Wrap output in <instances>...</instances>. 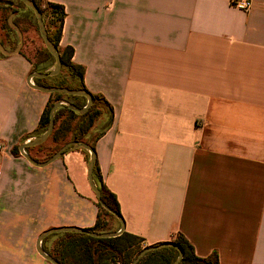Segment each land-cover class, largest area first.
<instances>
[{
  "label": "crops",
  "instance_id": "crops-1",
  "mask_svg": "<svg viewBox=\"0 0 264 264\" xmlns=\"http://www.w3.org/2000/svg\"><path fill=\"white\" fill-rule=\"evenodd\" d=\"M239 1L41 0L64 7L59 46L114 110L97 162L145 248L182 236L199 258L264 264V0ZM33 72L21 54L0 57V264H51L39 237L92 229L99 212L85 151L44 168L20 153L50 98Z\"/></svg>",
  "mask_w": 264,
  "mask_h": 264
},
{
  "label": "trees",
  "instance_id": "trees-1",
  "mask_svg": "<svg viewBox=\"0 0 264 264\" xmlns=\"http://www.w3.org/2000/svg\"><path fill=\"white\" fill-rule=\"evenodd\" d=\"M32 1L41 10L47 35L50 41L57 47L62 61V71L59 75L45 79H35L36 85L87 91L84 84L85 69L72 62L74 49L72 47L62 49L59 46L63 32V24L66 18L64 7L55 4H47L44 6L41 0ZM0 2H11L12 5H0V7H3L2 9L4 11L11 10L12 14L17 13L13 11L15 6L14 2L10 0H0ZM17 2L27 9L28 14L30 13L34 17V21L30 20L27 14L22 13L14 19L15 25L22 33L27 32V26H34L39 31L38 21L34 12L22 2ZM2 29H8L7 38L11 41L10 31L12 28L10 24H4ZM12 31L18 37L16 30L14 29ZM0 42L5 46L3 41ZM13 43L14 47L18 46L19 39L17 38L16 42ZM19 54L28 59L33 66V71L37 73L47 74L56 66L54 56L49 53L45 46L36 51L34 58L28 57L22 51ZM0 57L5 58L1 53ZM48 95L50 97L49 101L42 114L38 129L34 133L36 137L47 131L50 124V112L55 104L66 102L78 108H83L87 104V99L84 97L65 96L61 94ZM92 97L93 105L84 115L75 113L66 107L58 109L55 113V128L48 138V140L51 139V144L49 146L45 145L47 140L38 147L27 149V153L31 155L34 149H39L46 153L44 161L31 156L38 162H45L71 142H84L95 149V144L113 125L114 110L103 96L92 95ZM103 119L104 121L106 120L105 124L101 123L98 129H96L95 134L93 133L92 135L91 132L94 130L96 122ZM85 152L89 155L87 151ZM16 153H19L18 149ZM94 181L101 192L103 202L121 216L117 197L104 184L97 160L95 162ZM96 206L99 210L97 222L94 228L88 229V231L95 233L114 232L112 224L113 222H119L118 219L106 211L98 200L96 201ZM62 237L63 239L56 244V253L53 255L54 259L61 264H133L138 255L145 249L142 238L128 234L127 232H124L123 235L117 238H94L90 235L80 233H66ZM175 244L179 245L184 253L180 264H220L217 253L207 258L197 257L193 247L182 236L177 238ZM178 257L179 252L176 249L161 248L147 253L141 258L138 264H175Z\"/></svg>",
  "mask_w": 264,
  "mask_h": 264
},
{
  "label": "water",
  "instance_id": "water-1",
  "mask_svg": "<svg viewBox=\"0 0 264 264\" xmlns=\"http://www.w3.org/2000/svg\"><path fill=\"white\" fill-rule=\"evenodd\" d=\"M17 1L22 2L26 7H28L29 9H31L34 12V14L37 18V21H38L39 31H40L42 40L44 42V45H45L46 49L49 51V53L54 56L55 61H56L55 68L47 74H41V73H37V72L31 73L28 77V84L32 88H34L35 90H38V91L43 92L45 94H61V95H65V96L84 97L87 99V104L83 108H78L75 105L69 104L66 102H61V103L55 104L53 106V108L51 109V112H50V124H49L47 131L44 134L37 136L31 140H28L27 142L22 144L19 148L20 153L23 156V158H25L32 165H34L36 167L44 168V167H47V166L55 163L59 159H61L69 151H75V150H80V149L87 151L89 153L88 180H89V185L91 187V190L95 194L98 202L102 205V207L106 211H108L109 213L114 215L118 219V221L120 222V225H121L119 231L112 232V233H95V232H90V231L85 230V229L73 228V227L53 229V230L45 232L38 239L37 251L45 260H47L51 264H61L60 262L55 260L52 256H50L49 254H47L44 251L42 244H43V241L45 240V238H47L53 234H58V233H80V234L90 235L94 238H117V237H120L121 235H123V233L125 232V222L123 221V219L120 215H118L115 211H113L111 208H109L101 199V192H100L99 188L97 187V184L94 181V169H95V162L97 160V154H96V150L91 145L84 143V142H71V143L67 144L66 146H64L60 151L55 153L52 157H50L45 162H38L31 155H29L27 153V149L38 147V146L44 144L48 140V138L50 137V135L52 134V132L55 128V113L58 109L66 107L75 113H78L80 115H84L92 107L93 97H92L91 93H89L88 91H85V90H70L68 88L43 87V86H38V85L33 83L34 79H45L48 77H55V76L59 75L60 72L62 71V61H61V57H60V54L58 52L57 47L50 41V39L47 35L46 26H45V23L43 20V15L41 13V10L37 6V4L32 0H17ZM0 5H12V3L11 2H0ZM14 16H15L14 14H12L10 16L9 24H10V26H12L16 30V32L19 36V45L17 46V48L15 50L9 51L0 42V53L2 55H4L5 57H11V56L18 55L21 52V50L23 48V44H24L23 34H22L21 30L12 21ZM161 248H174V249H176L179 252V257L176 260L175 264H180L181 260L184 257V253H183V250L181 249V247L175 243H165V244H161L159 246L147 247L138 255V257L133 262V264H138V262L141 260V258H143L147 253L161 249Z\"/></svg>",
  "mask_w": 264,
  "mask_h": 264
},
{
  "label": "rangeland",
  "instance_id": "rangeland-1",
  "mask_svg": "<svg viewBox=\"0 0 264 264\" xmlns=\"http://www.w3.org/2000/svg\"><path fill=\"white\" fill-rule=\"evenodd\" d=\"M12 2H14L15 6L13 11H16L17 13H15L14 18L12 19L13 23H14V19L19 16L20 14L24 13L27 14L28 17L30 18V20L34 21V17L29 13L27 9H25V7L23 5H21L19 2L17 1H13L10 0ZM3 7H0V41H3V43L5 44V47H7L8 50H15L17 46L14 47V43L16 42L17 38L19 39V36L16 37V35L13 33L12 30H14V28L11 26L12 30L10 31L12 40L10 41L7 38V31L8 29L3 30L2 27L4 26V24L6 25L7 23L9 24V18L12 15V11L8 10V11H4L2 9ZM15 24V23H14ZM23 34V40H24V44H23V48H22V52L27 55L30 58H34L35 53L38 49L43 48L44 42L42 40L41 34L39 33V31L34 27V26H27V32L26 33H22ZM54 69V68H53ZM52 69V70H53ZM106 120H98L94 126V130L91 132V134L93 135V133L95 134L96 129H98V127L100 126L101 123L105 124ZM51 144V139H49L45 145H50ZM33 155H35L36 157H38L41 160H45V152H42L39 149H34L32 151Z\"/></svg>",
  "mask_w": 264,
  "mask_h": 264
},
{
  "label": "built area",
  "instance_id": "built-area-1",
  "mask_svg": "<svg viewBox=\"0 0 264 264\" xmlns=\"http://www.w3.org/2000/svg\"><path fill=\"white\" fill-rule=\"evenodd\" d=\"M251 0H242L235 4V7L243 12H249L252 9ZM3 150L2 146H0V151Z\"/></svg>",
  "mask_w": 264,
  "mask_h": 264
}]
</instances>
